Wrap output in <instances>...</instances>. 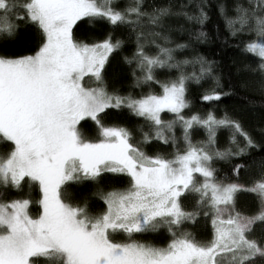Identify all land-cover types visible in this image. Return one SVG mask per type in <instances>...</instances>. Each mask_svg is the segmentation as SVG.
Masks as SVG:
<instances>
[{"label":"snow or ice","instance_id":"snow-or-ice-1","mask_svg":"<svg viewBox=\"0 0 264 264\" xmlns=\"http://www.w3.org/2000/svg\"><path fill=\"white\" fill-rule=\"evenodd\" d=\"M205 6L194 5L196 11L190 14L187 4L177 11L171 5L149 10L145 0H132L124 7L117 0H0V40L18 39L22 24L35 26L39 33L30 54L0 53V144L6 149L0 154V264H257V257L264 261V235H255V225H264V178L251 187L225 183L213 167L217 160L257 147L256 142L227 113L217 117L211 111L184 112L191 106L188 82L212 76L214 62L200 55L177 59L175 53L189 45L171 40L166 18L183 16L203 25L208 19ZM235 11L234 17L225 16L227 27L233 36L255 34L244 50L261 58L264 72V42H257L264 41V0L237 3ZM220 12L224 15L223 6ZM85 18L90 24L128 28L135 50L124 60L133 65L135 87L146 86L147 92L133 96L109 91L105 64L125 41L112 32L93 43L77 39L74 26ZM195 39L206 40L207 33L197 30ZM148 44L155 46L154 53ZM189 65L193 71L186 72ZM173 69L175 79L157 77V70ZM153 85L161 91L153 92ZM223 95L212 89L201 100ZM124 108L145 121L136 126L138 139L129 128L104 123L108 110ZM162 113L173 118L166 120ZM88 120L98 127L96 140L81 130ZM199 128L207 139L194 143ZM220 128L232 130L231 144L236 143L235 134L242 135L245 147L217 148ZM153 141L173 147L182 141L184 150L171 157L149 154L144 147ZM103 173L125 175L127 187L98 190L106 207L96 214L87 200L72 202L68 189L73 183L98 181ZM25 187L36 189L38 199L24 193ZM12 191L24 194L11 196ZM240 191L257 194V212L246 214L237 207ZM32 204L39 209L35 215ZM201 216L210 219L208 240H198L185 228ZM161 227L171 236L165 246L133 238ZM120 234L126 238L116 239Z\"/></svg>","mask_w":264,"mask_h":264},{"label":"trees","instance_id":"trees-1","mask_svg":"<svg viewBox=\"0 0 264 264\" xmlns=\"http://www.w3.org/2000/svg\"><path fill=\"white\" fill-rule=\"evenodd\" d=\"M132 0H117L120 7L131 3ZM248 0H145V6L151 10V7L171 5L173 11H177L180 5L187 4L186 9L190 14L195 13L194 5L205 4V11L208 19L203 25L195 21H188L183 16H171L166 18V29L174 43H186L189 47L178 50L175 55L177 59H192L200 55L209 61H213L212 76H205L199 83L188 82L186 97L191 102L189 109H185L186 115L193 112L201 115L213 112L217 117H222L225 113L231 118L239 121L242 129L247 132L256 142L257 147H247L245 152L239 156L231 157L228 160H217L213 167L217 169V179L225 183H240L246 187H251L257 180L264 178V72L259 68L261 58L254 53L244 50L245 44L256 39L254 33L242 32L233 36L227 27L225 16L234 17L236 15L235 6L237 3L247 5ZM224 7V15L220 12V7ZM78 27L74 26L76 38L93 43L101 39L106 33L112 32L113 37H119L125 41L124 46L118 51L110 54L105 64V82L109 91L113 89L121 95L132 94L138 96L147 92L149 89L135 87L132 79V67L125 62L124 57L131 56L135 50L134 39H130V33L127 27L113 28L107 22H77ZM146 29L148 26H145ZM239 27V25H237ZM197 30H203L207 33V39L198 41L195 39ZM159 31V29H157ZM39 40V33L35 26L22 24L19 38L14 41L0 40V53L30 54L35 49ZM158 43L160 41H157ZM264 42V41H257ZM168 46H172L171 44ZM146 48L155 52V46L148 44ZM199 65H196L198 71ZM186 72L193 71L191 65L186 67ZM157 77L162 80L175 79L176 70H157ZM218 78V83L217 79ZM212 89L225 93L219 100L203 101L201 96ZM153 92L161 91L158 85H153ZM162 116L166 120L173 118V114L167 113ZM104 123L129 128L134 137L139 138L136 126L144 124L143 118L136 117L126 108L110 109L108 115L103 117ZM83 123V122H82ZM85 137L96 140L99 138L98 127L91 120L83 123L81 129ZM147 130V129H145ZM177 135L180 129H176ZM232 130L220 128L217 130L216 147L223 149L231 147L233 151L239 147H245V139L240 134L236 135V143H230ZM207 134L203 128H199L193 135V142L205 141ZM5 146L0 144V154L5 151ZM144 150L149 154L161 153L171 157L177 150L183 151L184 144L178 141L173 147L171 144H164L160 141H153L150 146H145ZM239 166V167H237ZM128 179L123 174L103 173L98 181H85L83 183H73L68 189L71 194L72 202H83L87 200L90 211L93 214L104 210L106 205L97 195L98 190L104 192L113 189H122L127 187ZM24 193H31L32 199H38L37 190L25 187ZM12 191L11 196L23 195ZM192 199L186 202L191 205ZM237 207L244 209L246 214H254L259 210V198L256 193L251 191H240L237 193ZM30 211L35 215L39 209L36 204L30 206ZM256 224L255 226H258ZM186 230L191 232L198 240L210 239L211 223L209 218L201 216L198 222L187 223ZM259 236L264 235L261 230ZM123 234L117 235L116 239L124 240ZM134 239L156 246H165L171 239L170 234L165 227H161L155 232L136 234ZM41 261L43 258H40Z\"/></svg>","mask_w":264,"mask_h":264},{"label":"rangeland","instance_id":"rangeland-1","mask_svg":"<svg viewBox=\"0 0 264 264\" xmlns=\"http://www.w3.org/2000/svg\"><path fill=\"white\" fill-rule=\"evenodd\" d=\"M257 224L259 225L255 226V235L259 237L260 233L262 232L261 230H264V225H261L259 222ZM256 260L257 264H264V261H261L259 257H257Z\"/></svg>","mask_w":264,"mask_h":264}]
</instances>
